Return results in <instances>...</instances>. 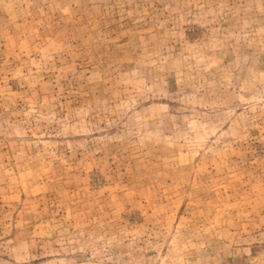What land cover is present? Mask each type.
I'll use <instances>...</instances> for the list:
<instances>
[{
    "label": "rangeland",
    "instance_id": "rangeland-1",
    "mask_svg": "<svg viewBox=\"0 0 264 264\" xmlns=\"http://www.w3.org/2000/svg\"><path fill=\"white\" fill-rule=\"evenodd\" d=\"M0 264H264V0H0Z\"/></svg>",
    "mask_w": 264,
    "mask_h": 264
}]
</instances>
